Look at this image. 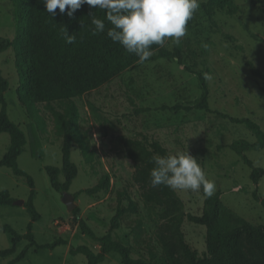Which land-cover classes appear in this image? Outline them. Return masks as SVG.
Here are the masks:
<instances>
[{"label":"rangeland","instance_id":"obj_1","mask_svg":"<svg viewBox=\"0 0 264 264\" xmlns=\"http://www.w3.org/2000/svg\"><path fill=\"white\" fill-rule=\"evenodd\" d=\"M207 1L198 0L194 21L181 39V62L174 57L159 58L157 51L100 88L74 99L80 111V127L95 152V162L87 163L79 147H72V161L78 166L79 175L70 193L94 187L109 175V187L96 194L81 193L75 200L81 218L98 236L109 232L120 194H128L136 209L127 211L113 237L129 247L134 258L151 262L153 252L166 258L167 264H193L189 251L199 256L207 252V228L188 218L204 211L205 196L201 190L174 191L160 185L167 190V194L160 190L165 199L162 205L144 204L142 189L133 179L135 165L128 151H136L151 172L155 167L154 142L161 143L172 155L188 151L197 159L206 177L215 182L213 194L221 193L223 228L264 226V206L253 196L258 187V194L264 199V177L255 184L252 169L231 149L237 140L254 143L256 131L230 120L250 119L264 131V0H228L234 13L218 10L212 16L203 8ZM15 35L14 6L11 0H0V38L13 39ZM177 46L171 38L164 45L172 52ZM0 69L10 83L5 93L9 116L28 139L19 165L36 182L35 204L42 215L34 223L36 240L39 244L58 238L67 240L66 245L53 251L30 248L27 258L18 264H85L87 257L72 255L71 249L87 245L99 252L100 245L82 233L63 201V194L53 189L46 172L47 166L63 164V139L56 132L54 118L41 104L48 130L41 133L34 128L18 100L20 80L13 49L0 52ZM200 72L207 79L211 111H187L184 107L194 106L202 96ZM67 104L59 102L55 107L63 110ZM175 106L183 109L173 110ZM9 147L10 135L1 133L0 160ZM246 154L256 167L264 169V149L252 147ZM60 180L64 181V177ZM3 190H8L15 202L27 201L30 194L26 180L7 167H0V193ZM123 204L126 207L129 201L124 199ZM30 222L24 205L1 207L0 251L12 247L10 235L4 232L5 225L24 234ZM28 243H19L16 253L0 259V264L16 258ZM244 248L249 256L264 259L261 248L248 238L244 239ZM101 264L122 261L112 253Z\"/></svg>","mask_w":264,"mask_h":264},{"label":"trees","instance_id":"obj_2","mask_svg":"<svg viewBox=\"0 0 264 264\" xmlns=\"http://www.w3.org/2000/svg\"><path fill=\"white\" fill-rule=\"evenodd\" d=\"M14 6L16 19V35L13 39L0 38V52L13 49L15 52V65L19 76L17 96L20 104L25 108L28 117L34 122L37 132L46 133L48 130L47 119L43 114L41 104L50 111L55 121L57 134L62 137V167L47 166L46 172L50 178L54 190L64 194L70 193L74 180L79 175L78 166L72 161V147L77 145L84 160L87 163L95 162V152L91 148L89 139L80 127V111L74 99L84 96L96 90L104 84L112 81L124 71L135 67L140 59L135 54L128 53L119 43H114L108 36L107 30L112 25L105 19V13L98 8L84 4L72 17L61 14L56 9V15L48 13L42 0H11ZM209 15H215L216 11L234 13L228 0H208L203 5ZM196 13V12H195ZM188 21V29L195 17ZM104 20L105 31L93 35L94 25L91 18ZM65 31L75 37V42H66ZM187 31V30H186ZM183 37L180 38V40ZM152 45L154 54L158 51L159 58H177L181 62V44L176 51L165 49L164 45ZM182 42V41H181ZM203 93L198 103L192 107H184L185 110L193 109L211 111L209 105V88L206 76L198 73ZM10 83L3 76L0 69V134L10 135V147L0 160V167L12 170L15 176L26 180L30 194L25 201L24 208L31 217L27 231L20 234L11 225L4 226V232L11 237L12 247L0 251V259L16 253L17 246L22 241H28V245L22 252L8 264H18L28 256L30 248L37 250H55L61 245H66L67 240L58 238L51 243L39 244L34 234V223L38 222L42 215L38 211L35 201L37 198L36 182L32 175L23 170L19 165V158L26 151L28 139L26 132L20 125L11 120L8 113V102L5 93L9 90ZM68 102L63 110H58L55 103ZM167 108V107H165ZM172 108V107H171ZM173 110L183 109L175 106ZM222 114V113H221ZM224 117L227 115L222 114ZM235 124H247L256 131V141L237 140L231 145V149L239 155L252 169L251 179L259 184L264 177V169L256 167L247 156L246 151L252 147L264 149V131L250 119H230ZM152 153L159 156L172 155L169 150L159 142L152 144ZM128 155L134 161V181L142 189L144 204L149 206L162 205L165 199L160 196V190L167 194L164 187H153L150 181V172L145 166L143 158L130 149ZM61 176L64 181H61ZM110 185L109 175L102 177L100 182L91 188L73 194L75 200L81 193L96 194ZM202 193L203 190L201 189ZM205 196V208L202 215H189V221L207 228V252L199 256L196 252L189 251L193 264H264V259L253 258L244 248V239L248 238L253 244L258 245L264 253V226L242 225L233 230L221 226L222 201L221 193ZM254 199L264 206V199L255 190ZM120 201L115 216L111 220V228L104 236H98L95 231L81 218L80 208L73 211V220L79 224L82 233L100 245L99 252H95L87 245H81L71 249L72 255L83 254L87 257L85 264H101L107 256L115 253L121 258L122 264H167L166 258L157 256L151 252L152 261L134 258L131 249L115 240L113 231L120 228L121 220L128 210H135L136 205L126 192L120 194ZM129 201L125 207L123 200ZM15 200L8 190L0 193V208L4 206H16ZM172 254V249L168 250ZM165 262V263H163Z\"/></svg>","mask_w":264,"mask_h":264},{"label":"clouds","instance_id":"obj_3","mask_svg":"<svg viewBox=\"0 0 264 264\" xmlns=\"http://www.w3.org/2000/svg\"><path fill=\"white\" fill-rule=\"evenodd\" d=\"M48 13L72 17L82 5L104 11L105 19L112 25L107 36L119 43L128 53L135 54L141 62L152 56V45H163L168 38L179 45L186 35V25L199 8L198 0H42ZM93 35L105 31L104 20L91 18ZM66 42L75 37L65 31ZM155 167L150 172L153 187L164 185L171 190H191L210 197L215 182L209 180L197 159L188 151L173 155L153 157Z\"/></svg>","mask_w":264,"mask_h":264},{"label":"water","instance_id":"obj_4","mask_svg":"<svg viewBox=\"0 0 264 264\" xmlns=\"http://www.w3.org/2000/svg\"><path fill=\"white\" fill-rule=\"evenodd\" d=\"M63 201L68 207V210L73 214L74 209L77 207L74 196L71 193L64 194ZM24 204H25V201L15 202V205H19V206H22Z\"/></svg>","mask_w":264,"mask_h":264}]
</instances>
